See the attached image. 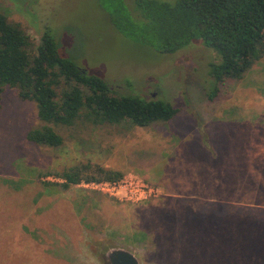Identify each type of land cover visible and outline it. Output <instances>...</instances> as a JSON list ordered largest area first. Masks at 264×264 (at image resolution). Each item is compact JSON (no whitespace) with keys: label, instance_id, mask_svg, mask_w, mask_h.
Segmentation results:
<instances>
[{"label":"rangeland","instance_id":"1","mask_svg":"<svg viewBox=\"0 0 264 264\" xmlns=\"http://www.w3.org/2000/svg\"><path fill=\"white\" fill-rule=\"evenodd\" d=\"M124 2L142 16L135 0ZM105 8L101 0H0V12L36 43L49 29L65 56L120 95L166 100L179 112L147 127L54 125L64 142L50 147L29 141V131L43 123L36 103L8 87L0 106V264H111L113 248L132 251L140 264H175L166 247L188 233L203 243L202 258L193 259L199 264L222 259L220 249L223 259L238 255L227 264H248L242 256L249 251L252 264H264V58L210 100L213 49L198 39L159 51L119 31ZM87 163L135 173L156 196L133 202L82 183L60 191L42 183L58 181L54 175L37 176ZM181 223L189 231L176 233ZM231 226L235 239L227 236L236 232ZM250 229L263 232L257 248Z\"/></svg>","mask_w":264,"mask_h":264},{"label":"trees","instance_id":"2","mask_svg":"<svg viewBox=\"0 0 264 264\" xmlns=\"http://www.w3.org/2000/svg\"><path fill=\"white\" fill-rule=\"evenodd\" d=\"M106 1L101 0V3L107 8ZM109 1H113V4L109 2L105 9L111 22L133 39L149 42L157 50L168 53L176 52L198 39L213 49L217 61L210 64L213 79L207 93L210 100L217 97L220 85L228 80L243 79L264 58V0H177L175 3L135 0L142 12L138 19L132 15L124 0ZM8 87L18 88V96L22 100L36 103L43 123L29 131V141L50 147H60L64 142L54 125L72 127L80 122L94 125L128 122L147 127L159 121L168 122L179 112L166 100L120 95L117 87L65 56L49 29L36 43L22 24L11 21L0 12V106ZM53 175L59 180H42L44 187L67 191L83 181L119 180L124 172L87 163L63 172H39L37 176L42 179ZM255 201L260 202L259 199ZM217 220L221 222L223 219ZM186 224L182 223L175 232L189 231ZM236 230L231 226L228 231ZM248 232L257 235L251 236L252 245L257 248L256 245L263 240L260 238L263 232L261 229H250ZM236 233L227 236L235 239ZM174 241L175 244L166 249V256L172 262L179 264L180 259L199 264L204 251L190 247L189 233L184 239ZM198 245L202 246L203 243L199 242ZM218 256L222 259L212 264H227V259L235 260L238 257L234 253L223 259L221 249ZM252 257L250 251L242 256L248 264H252Z\"/></svg>","mask_w":264,"mask_h":264},{"label":"built area","instance_id":"3","mask_svg":"<svg viewBox=\"0 0 264 264\" xmlns=\"http://www.w3.org/2000/svg\"><path fill=\"white\" fill-rule=\"evenodd\" d=\"M82 184L94 190L107 193L113 197H119L129 201L142 202L156 196V189L144 178L135 173H128L115 181H94Z\"/></svg>","mask_w":264,"mask_h":264},{"label":"water","instance_id":"4","mask_svg":"<svg viewBox=\"0 0 264 264\" xmlns=\"http://www.w3.org/2000/svg\"><path fill=\"white\" fill-rule=\"evenodd\" d=\"M111 264H140L138 257L130 250L113 248L108 251Z\"/></svg>","mask_w":264,"mask_h":264},{"label":"crops","instance_id":"5","mask_svg":"<svg viewBox=\"0 0 264 264\" xmlns=\"http://www.w3.org/2000/svg\"><path fill=\"white\" fill-rule=\"evenodd\" d=\"M178 196V195H177ZM180 196V195H179ZM162 200H163V202L165 203V205H166V195H165V197H163L162 198ZM196 202H197V200H196ZM182 208H183V205H182ZM180 209V212H184L183 214H185V213H188V211H186V209L185 210H183V209ZM189 208H191V206L189 207ZM194 210V209H193ZM179 212V213H180ZM189 213H196L197 214V212H189ZM179 218H177V219H175L174 221H176V220H178ZM182 224V223H181ZM195 241H192L191 243H192V246H190L192 249H197V248H203V246H199L198 244L199 243H194ZM170 244H172V243H170ZM170 246V245H169ZM171 247V246H170ZM166 249H168L167 247H166Z\"/></svg>","mask_w":264,"mask_h":264}]
</instances>
